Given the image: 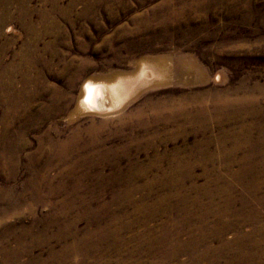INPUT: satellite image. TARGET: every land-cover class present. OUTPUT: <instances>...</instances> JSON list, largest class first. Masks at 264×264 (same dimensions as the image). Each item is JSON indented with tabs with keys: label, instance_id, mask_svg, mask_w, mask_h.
<instances>
[{
	"label": "rangeland",
	"instance_id": "1",
	"mask_svg": "<svg viewBox=\"0 0 264 264\" xmlns=\"http://www.w3.org/2000/svg\"><path fill=\"white\" fill-rule=\"evenodd\" d=\"M51 1L27 2L65 12L26 68L38 99L0 107V264H264V0ZM8 26L6 63L29 38ZM85 79L121 83L119 102L80 110ZM223 88L250 100L216 117ZM195 94L208 115L185 121Z\"/></svg>",
	"mask_w": 264,
	"mask_h": 264
},
{
	"label": "bare ground",
	"instance_id": "2",
	"mask_svg": "<svg viewBox=\"0 0 264 264\" xmlns=\"http://www.w3.org/2000/svg\"><path fill=\"white\" fill-rule=\"evenodd\" d=\"M71 1H73V0H71ZM27 2H28V0H0V40H1L0 41V107L2 108L3 113H4L3 120H5L6 116H10L11 112H15V111L19 110V109H17L18 106L20 108L23 107V110L25 109V112H26L28 109V108L26 109V107H28V105L30 107L31 103H33L32 101H34V97L35 96L37 97L38 90H35V92H33L34 90L29 91V89L27 88L28 84L31 81L27 75V69L26 68H28L27 66H28V63H30V61L37 60L41 56V53H40L39 49L37 48V41L44 36L53 35V33L58 29L56 27V23L58 22V20L56 18H54V15H56L57 13H59L60 15H65V12H63L62 9H55L51 12H50V10H48V12L47 11L30 10ZM12 3H14V4L16 3L15 8H10V5ZM72 4H73V2H72ZM50 5H51V8L53 9V8H58L59 4H58L57 0H52ZM34 15L37 16V20L33 19ZM48 17H52V19L48 22H45V20ZM10 22H16L18 24V27L20 28L21 35H24V37L26 35L27 38L28 37L29 38H28V40L26 39L27 42L25 43V47L21 46L19 52H15V51L13 52L12 57H13V59H16V61L6 63V58H4V56H5V53H7V51L9 50V48H7V46H5V43H4L5 41H2V39L5 38V40L7 41L6 43L10 44V46H11L12 40H14L13 34L5 35L3 33V29L5 26L7 27L6 28L7 30H10V28L8 29V27H9L8 25L10 24ZM178 35H180V34H178ZM30 66H31V64H30ZM31 71H33V70H31ZM143 71L144 70L142 68L141 72H143ZM15 74L21 75V79H20L21 80V88L19 90H17L18 91L17 93L15 92V90H13L14 89L13 88V86H14L13 85V75H15ZM40 79L43 82L42 75L40 76ZM36 80H37V77H36ZM120 87H121V83L120 84L108 83V82H103V81H97V80L95 81V80H91V79H85L82 82L80 89H79L77 105L80 108V110L81 109L87 110V112L88 111L89 112H101V111L106 112V111L112 109L113 106H115V104H117L119 102L121 95L118 92V89ZM122 88H124V86H122ZM228 89H230V88L212 90V91H209V93L207 94V96L209 97L210 101L213 104V106H210V109L216 117H219L220 115L222 116V114L224 112H229V111L236 109L235 105L237 103L245 104L250 100V98L245 94L240 95V96H236L235 90H234V96H233ZM119 91H120V89H119ZM37 99H38V97H37ZM55 99L56 98L54 96H52L49 99L48 103L45 104L44 106H42L43 108L41 110L42 111H49L50 113L57 111L56 110L57 104L54 105V102H53ZM186 99L189 100L187 106L192 104V103H195V104H197V107L195 109L188 108V109H190V110H188L189 114H184L185 121H191L196 117H200V116L205 117L208 115L203 99L198 97L197 94H195L194 97L189 95L188 98H186ZM154 109H155V107H154ZM154 111H156V110H154ZM243 111H247V110L244 109ZM179 112H180V110H177V111H175V114H178ZM28 114L30 115L31 113H28ZM172 116H173V113L170 111L168 113L167 117L171 118ZM186 123H187V125H190V123H188V122H186ZM191 125H194V124H191ZM252 127L254 129H256L257 132L260 133V129H258L256 126H252ZM3 129H4V127H3ZM244 132H245L244 134H248L250 131L245 128ZM59 144L63 145V146H60ZM59 144H58V146L61 149H63L65 147H67L68 144H70V140L65 141V142H60ZM198 148H199V146H198ZM235 175H236V173H233L231 175V177H234ZM222 189L224 190V188H222ZM204 191H205V193H203V194L207 198L210 197V199H208L207 202L211 203V192L209 190H204ZM222 192H223L225 197H224L223 203L221 205H218L215 208L214 213L217 216L218 215H226L227 211L231 210V204L233 202V198H231L229 195V187L228 186H226L225 190ZM198 205L201 206L202 204L198 203ZM136 208H138V207H136ZM204 209L207 211L206 212V214H207L209 211L206 208H204ZM232 211H234V213L237 215L241 214V210L237 211V210L233 209ZM204 215H205V213H203V215H201V216H204ZM223 226H224V224H223ZM193 227H197V225L193 223ZM199 229L201 231H204L203 233L206 234L207 236L214 234V231L211 228H204V227L199 226ZM225 247H226V249L228 248L227 243L221 241L220 244L216 245V248H214V246H213V248L207 247L208 249H211V250L207 249V251H212V252H214V254H217L216 256H218V254L220 252L219 249L223 250V249H225Z\"/></svg>",
	"mask_w": 264,
	"mask_h": 264
}]
</instances>
